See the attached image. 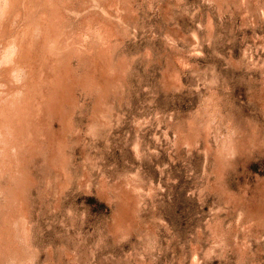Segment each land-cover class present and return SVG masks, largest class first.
<instances>
[{
    "label": "rangeland",
    "instance_id": "rangeland-1",
    "mask_svg": "<svg viewBox=\"0 0 264 264\" xmlns=\"http://www.w3.org/2000/svg\"><path fill=\"white\" fill-rule=\"evenodd\" d=\"M0 264H264V0H0Z\"/></svg>",
    "mask_w": 264,
    "mask_h": 264
}]
</instances>
